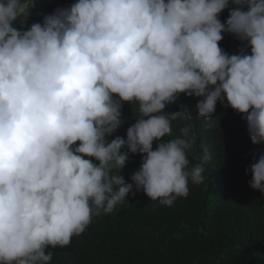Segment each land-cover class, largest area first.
Masks as SVG:
<instances>
[{
	"label": "clouds",
	"instance_id": "clouds-1",
	"mask_svg": "<svg viewBox=\"0 0 264 264\" xmlns=\"http://www.w3.org/2000/svg\"><path fill=\"white\" fill-rule=\"evenodd\" d=\"M33 7L0 0V264H51L49 248L114 213L133 184L171 206L202 183L210 155L190 167L191 125L173 136L190 112L164 111L181 94L201 98L206 119L231 107L264 145V0H76L25 27ZM224 33L242 42L236 54ZM124 102L136 122L111 138ZM130 153L132 183L120 174ZM245 171L264 194V153Z\"/></svg>",
	"mask_w": 264,
	"mask_h": 264
},
{
	"label": "trees",
	"instance_id": "trees-1",
	"mask_svg": "<svg viewBox=\"0 0 264 264\" xmlns=\"http://www.w3.org/2000/svg\"><path fill=\"white\" fill-rule=\"evenodd\" d=\"M75 2L34 0L25 27ZM228 15L225 9L221 22ZM219 45L229 54L243 47L230 33L223 34ZM199 99L181 94L164 111L177 112L184 105L190 112V121L173 122V136L179 127L191 125L196 142L187 152L189 166L201 164L206 151L211 157L202 163L203 182H189L188 196L171 206L151 201L133 184L127 201L114 213L93 217L69 246L49 248L51 264H264V194L249 186L251 173L245 171L264 153V145L252 144L242 114L220 102L210 119L198 116ZM137 115V107L124 102V123L111 138H126ZM140 165L141 155L130 153L120 172L126 182L132 183Z\"/></svg>",
	"mask_w": 264,
	"mask_h": 264
}]
</instances>
